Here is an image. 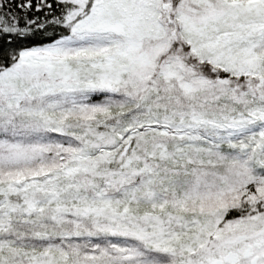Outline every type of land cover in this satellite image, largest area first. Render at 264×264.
Listing matches in <instances>:
<instances>
[{"label":"snow or ice","instance_id":"1","mask_svg":"<svg viewBox=\"0 0 264 264\" xmlns=\"http://www.w3.org/2000/svg\"><path fill=\"white\" fill-rule=\"evenodd\" d=\"M0 264H264V0H0Z\"/></svg>","mask_w":264,"mask_h":264}]
</instances>
